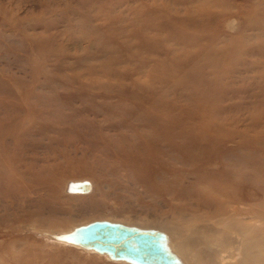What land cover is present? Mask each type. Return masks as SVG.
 I'll list each match as a JSON object with an SVG mask.
<instances>
[{
  "label": "rangeland",
  "instance_id": "374dc122",
  "mask_svg": "<svg viewBox=\"0 0 264 264\" xmlns=\"http://www.w3.org/2000/svg\"><path fill=\"white\" fill-rule=\"evenodd\" d=\"M263 2L0 0V170L27 187L3 194L11 186L0 171V264H144L99 253L93 229L122 227L149 242L154 235L163 246L168 236L160 227H172L186 212L170 204H193L171 199V193L185 190L182 153L199 154L201 142L179 139L183 150H170L176 158H165L183 168L174 174L180 183L165 180L156 189L146 187L121 156L142 152L167 115L184 136H210L209 148L227 164L253 153L264 168V148L237 152L235 142L264 130L263 119L252 124L263 110L264 13L254 10ZM190 9L201 22L187 28L183 39L179 20ZM203 12L212 18L200 19ZM249 14L257 21L253 28ZM132 17L142 22L133 24ZM142 23L150 26L144 33ZM224 95L229 100L223 114L211 116ZM212 137L235 141L219 147ZM259 138L264 143V135ZM251 204L264 223L263 199L246 202ZM131 236L121 243L136 255L142 245ZM161 250L169 259L172 252ZM174 258L170 264H183Z\"/></svg>",
  "mask_w": 264,
  "mask_h": 264
},
{
  "label": "bare ground",
  "instance_id": "6f19581e",
  "mask_svg": "<svg viewBox=\"0 0 264 264\" xmlns=\"http://www.w3.org/2000/svg\"><path fill=\"white\" fill-rule=\"evenodd\" d=\"M254 10L264 13V2L256 3ZM189 11V16L179 20L181 28L178 32V36L183 39L188 33L186 30L187 28L201 22V20L195 19L196 17H194L193 10L190 9ZM203 13L200 19L209 20L212 18L211 14ZM131 19L133 24L142 22L135 17ZM146 20L147 19L143 22H146ZM247 23L249 28H253L257 24L252 14L248 15ZM149 27L150 26H147V24L142 23L139 31L144 33V31L149 30ZM132 46L133 49H135L136 45L132 44ZM171 52L174 60H177L178 56L176 52L174 50ZM245 52H248V54L254 53L252 50L248 49H246ZM179 62L180 61H175V67L184 69L185 66L183 65L186 64L183 62L179 64ZM188 75L189 73H186L185 79L191 76V74L189 77ZM236 82L237 80L234 78L232 81H229L227 85L230 87ZM259 89L260 99L258 104L263 106V110L259 112L257 117L254 116V119L252 118L253 125L259 124L262 119L264 120V82L259 85ZM131 98L134 101L144 100L138 98L136 95H133ZM227 100H229V98L227 95H224L220 100L221 103L217 102L218 105L210 112L211 116L219 118L218 116H221L224 109H226L223 104ZM167 116L168 120L165 123L155 124L156 130L153 134L154 137H152L153 139L150 143L146 144L142 152L130 154L131 152L124 153V151H122L123 153L121 156L124 161L126 158L125 162H127L131 168L141 173V180L146 187H155L156 189L158 184L163 181L165 182V180H168L166 182H170L172 186L176 185L177 182L178 184L180 183V180L178 181L174 174L181 170L183 171V168H178L171 160L168 161L165 158L168 154L176 158L177 154L175 155V152L173 153L172 151L183 150L182 141L179 139H186L185 144L189 145H198L200 142L202 143L199 154L182 153L185 158L184 167H186L182 177L185 190H181V192L173 191L171 193V199L178 200L184 198L192 201L193 204H184L183 206L170 204L171 210L176 209L179 213H181L183 209L186 210V212L183 213L185 216L180 215L176 217L172 227H167L166 225L160 227L168 236L167 240L162 241V243L168 252H172L170 258L172 257L173 261L169 260L170 258L168 259V256L163 258V253L165 254L166 251L163 252V250H161L163 246H159L154 235L151 234L155 242H153V238H151V242H149L147 241V237L142 236L143 233L139 232L137 229L138 233L142 234L139 235L137 233L138 235L131 236L139 242L140 245L136 241L137 245H142L138 247L139 251L136 252V255L132 254L133 251L131 252L129 246L121 243L122 238L118 241L116 236H105V234L102 233L94 237V239L101 246L119 249L117 252L108 251L107 254L116 258H135L137 261H141L144 264H153V262H156V264H170V262H174V256H177L183 264H264V223L260 219L258 208L254 204L249 206L246 205V202H256L260 198L264 201V168L260 165L258 160H256L253 153H243L245 154L243 157H239L237 158L238 160H235L237 164H227L225 157H222L223 155L209 148L212 147L207 143L211 138L210 136L206 134L184 136L178 132L177 120L169 119L172 117L171 115ZM261 135H264V130L255 131L254 137L239 139L237 141L230 137H212V143L219 144L220 147L225 144L223 140L229 139L237 142V152L242 151V149L253 150V148L258 149V147L264 148V143L259 140ZM247 159L249 160L246 161ZM175 160L173 161L175 162ZM246 169L252 170V174L244 173ZM0 171L6 173L3 177V183H9L11 186L10 192L8 190L7 193L3 192V194L10 195L13 191L16 192L20 190L21 192L27 188L24 185L23 179L14 178L12 174H8L5 168H2ZM165 175L170 177L167 178ZM76 181L78 182L81 180H75L74 182ZM69 182H67L68 185ZM163 190L164 189H162V191ZM163 192L168 193L167 190ZM140 228L150 229L151 227L141 226ZM65 231H67V229ZM131 231L130 229V232ZM134 232L136 233L135 230ZM159 236V238H161V235ZM124 238L129 239L130 237L125 236ZM90 244L95 245L96 243L94 244L92 241ZM125 244H127V242ZM98 246L97 249L100 251L99 253L104 252L103 249H101L102 247L100 248ZM132 248L131 246V249ZM160 251H162V255ZM172 254H174V256Z\"/></svg>",
  "mask_w": 264,
  "mask_h": 264
},
{
  "label": "water",
  "instance_id": "95a60500",
  "mask_svg": "<svg viewBox=\"0 0 264 264\" xmlns=\"http://www.w3.org/2000/svg\"><path fill=\"white\" fill-rule=\"evenodd\" d=\"M104 233L105 236L107 235H113L116 236L118 238V241L123 237V236H131V234H129L128 232L120 229V228H116V227H111V226H98L96 228L93 229V236L96 237L100 234ZM103 250L105 251H111V252H117L119 249L118 248H111V247H106V246H102Z\"/></svg>",
  "mask_w": 264,
  "mask_h": 264
}]
</instances>
